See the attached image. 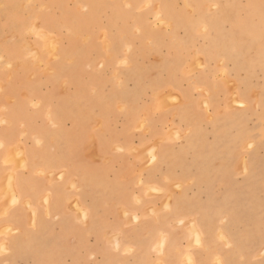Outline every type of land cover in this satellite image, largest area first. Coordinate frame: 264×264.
Instances as JSON below:
<instances>
[{
	"label": "rangeland",
	"instance_id": "1",
	"mask_svg": "<svg viewBox=\"0 0 264 264\" xmlns=\"http://www.w3.org/2000/svg\"><path fill=\"white\" fill-rule=\"evenodd\" d=\"M31 46L41 60H33ZM0 54V125L16 123L17 116L31 119L17 107L10 111L20 101L36 124L31 131L20 120L18 144L6 146L0 136L1 163L10 170L5 189L0 186V206L6 203L0 218L22 205L30 214L25 227L0 229L6 249L0 262L53 264V246L59 245L53 229H60L53 200L77 213L86 190L93 201L104 192H128L140 202L138 189L145 186L148 196L166 197L163 209L179 194L173 210L184 200L194 212L185 223L195 219L194 233L211 234L216 260L264 264L261 0H0ZM57 108L66 126L53 117ZM60 132L67 142L57 139ZM28 136L51 155L50 165L29 157L27 166ZM62 144L67 159L57 152ZM23 169L36 177L32 197H21L8 180ZM81 169L88 187L77 180ZM68 171L74 175L69 183ZM152 172L157 185L147 184ZM41 215L47 221H37ZM23 230L35 232L17 253L13 236ZM106 234L118 241V234ZM89 235L96 246L95 230Z\"/></svg>",
	"mask_w": 264,
	"mask_h": 264
},
{
	"label": "crops",
	"instance_id": "2",
	"mask_svg": "<svg viewBox=\"0 0 264 264\" xmlns=\"http://www.w3.org/2000/svg\"><path fill=\"white\" fill-rule=\"evenodd\" d=\"M17 103L16 106L21 109L22 115H30L31 119L18 118L16 123L10 122L8 124L0 125V136H4V140L7 141L6 146L15 145L21 143L22 126L20 120H26V124L29 126V130L35 131L36 124L32 120L34 115L24 112L25 105L23 103ZM10 107V106H9ZM22 109H24L22 111ZM3 114V113H2ZM4 115V114H3ZM58 123L62 126H66V120H58ZM33 134V133H31ZM32 136V135H29ZM27 137L24 143V153L26 156V164L29 165V157L32 160L41 158L43 147L38 145L37 142L33 141L31 137ZM60 132L57 135V139L62 140L61 143L67 142ZM6 137H9L6 139ZM10 140V141H9ZM3 146V145H2ZM5 147L0 148V186L5 189V183L7 182V176L10 170L6 171V166L1 163V158L5 154ZM57 149L54 151L55 154ZM60 156H64L67 159V147L62 144L60 149ZM66 163L67 160H66ZM55 163H53L54 165ZM61 166L62 164H57ZM33 167L32 169H35ZM57 166V167H58ZM83 169L78 170L77 180L85 187H88L90 183H83L81 181V175ZM82 172V173H81ZM17 177L21 180L18 181L15 186L17 189L20 185L23 189L19 190L21 197L26 198L33 196L32 185L36 180L33 173L27 170H17L14 172ZM149 177L150 171L147 173ZM153 177L147 184H156V178L152 172ZM156 174V173H155ZM73 172L68 171L67 182L69 183L73 179ZM146 178V181H147ZM16 182V180H15ZM157 185V184H156ZM164 187L168 190H172V186L166 183ZM109 188H113L112 185ZM119 189V187H118ZM86 190V189H84ZM125 190V188H124ZM139 195L142 200L140 202L135 201L133 193L126 195H118L117 193H101L100 197L93 201L86 197L87 190L82 193V197L79 200V206L83 211H77V213H70L69 205H59L57 200H53V223L59 221V230L53 229V238H58L57 242L59 245L53 246V264H188V258L190 249L197 253L195 259L201 261L202 264H215L217 253L210 245L209 238L210 233H201V244L202 247L195 248L193 240L196 239L194 231L190 228L188 223L180 225L179 219L185 218L188 220L191 218L194 212L190 211L183 200V206L179 208V212L176 210L172 212H165L161 205L166 200V197L158 195L154 198L150 197L146 193V187L141 186L139 189ZM123 193V192H122ZM179 196L177 194L171 200V209L174 208L175 198ZM5 202V201H4ZM4 204L0 206V211L4 210ZM157 206L159 211L156 214L150 212L151 206ZM61 206V207H60ZM66 207V213H58ZM22 208V209H21ZM126 210L129 214L124 215L123 211ZM61 217H58V216ZM12 217V218H10ZM40 223L47 221L43 215L37 219ZM30 222V214L27 208L22 205L15 208L8 207L5 216L0 218V229L4 225L13 224L19 226H26V223ZM85 222H88L87 224ZM91 223V224H90ZM95 230V236L97 242L96 246L90 243L89 231ZM110 231L112 234H118V241H109L107 232ZM35 231L23 230L22 235L13 236L18 238V245L15 246L17 253L21 251L24 246L26 239L31 238V233ZM41 231H36L37 236ZM161 233L167 234V240L163 241V248L158 247L162 242ZM12 238V237H11ZM106 238V239H105ZM165 242V243H164ZM118 243V244H117ZM118 246V247H117ZM131 248V249H130ZM96 253V257L91 255ZM187 260V261H185ZM0 264L5 263L1 260Z\"/></svg>",
	"mask_w": 264,
	"mask_h": 264
},
{
	"label": "snow or ice",
	"instance_id": "3",
	"mask_svg": "<svg viewBox=\"0 0 264 264\" xmlns=\"http://www.w3.org/2000/svg\"><path fill=\"white\" fill-rule=\"evenodd\" d=\"M261 4H262V6H264V0H261ZM4 7H8V5H4ZM127 7L130 8L131 5H128ZM158 19H159V17H158ZM162 23H163V21H161V24H162ZM30 30H35V26H33V28L30 29ZM121 63L124 64V65H127V64H128V59L125 58L124 60L121 61ZM242 106H243V105H241V107H242ZM144 122H145V121H144L142 118H140V119L138 120V123H144ZM147 123H148V126H149V127H154L156 122H155V121H148ZM250 147H251V146H250ZM61 178H63V177H61ZM151 190H152V191H159L158 188H152ZM164 211H165V212H172L173 209H171L169 206L166 205ZM176 211L179 212L180 210H179V209H176ZM186 218H187V217H185V218H180V219H179V223H180V225H184V223H185V219H186ZM221 223H224V221L222 220ZM33 227H35V225H33ZM190 228L193 229V230L197 229V221H196L195 219H192V222H191ZM161 237H162V243L159 244L158 247H160V248L162 249V248H163V241H166L168 237H167V234H165V233H161ZM219 239H220V240H225V236H224V234H223L222 232L219 234ZM117 247H118V246H117ZM200 247H202V244H201V238H200L199 235H197V236H196V244H195V248H200ZM228 247H231V244H229ZM4 251H6V249H4L3 246H0V253H3ZM196 254H197V253H194V252L190 249V254H189V258H188V264H202L201 261H198V260H196V259L194 258ZM215 264H228V262H227V261H222V260L219 259V257H217V260H216Z\"/></svg>",
	"mask_w": 264,
	"mask_h": 264
},
{
	"label": "bare ground",
	"instance_id": "4",
	"mask_svg": "<svg viewBox=\"0 0 264 264\" xmlns=\"http://www.w3.org/2000/svg\"><path fill=\"white\" fill-rule=\"evenodd\" d=\"M161 12V11H160ZM159 12V13H160ZM34 25V24H33ZM33 25H31L30 27H29V29H32V27H33ZM30 31H33V30H30ZM18 32V31H17ZM17 32H16V34H17ZM19 33V32H18ZM21 33V32H20ZM19 33V34H20ZM21 42H23L22 40H21ZM24 43L27 45L28 43L27 42H25L24 41ZM51 43H52V45H53V41H51ZM30 44V43H29ZM28 44V45H29ZM32 45V44H31ZM30 47V46H29ZM32 48L31 49H33V50H31V51H35V53L37 52V54H35V53H33L32 52V57H33V54H35V57H34V61H39V60H41L42 59V56H41V52L39 51V49L37 50V48H35V47H33V46H31ZM35 49V50H34ZM30 51V52H31ZM10 54H12V50L9 52ZM1 55V54H0ZM3 59H5L4 57H3ZM12 59V58H11ZM9 61V60H8ZM7 61V62H8ZM14 61H16V60H14ZM11 62V61H10ZM6 63V62H5ZM15 63V62H14ZM21 63H25V65L24 66H22L23 68H26V66H27V64H26V62H24L23 60H21ZM12 65H13V62L11 63ZM17 65H18V62H17ZM16 64H15V66H17ZM18 67V66H17ZM60 110H58V108H57V110H54L53 111V117L54 118H56L57 120H63L62 119V117L63 116H61L58 112H59ZM1 144H3L4 145V142L3 143H1ZM0 144V145H1ZM42 152H44V151H42ZM156 157V156H155ZM41 159L42 160H40L43 164H47V165H50L51 163H52V160H51V155H48V154H46V153H42V155H41ZM27 167V166H26ZM15 173H13V175H10L9 176V178L10 177H13V178H10V179H8L9 181H11L12 180V182H11V184H10V186L12 187V189L13 190H15V189H17L16 187L18 186V184H17V186H15V184L18 182V181H20L21 179L19 178V177H17V176H15L14 175ZM15 180H16V182H15ZM8 183V182H7ZM10 183V182H9ZM6 184V183H5ZM9 186V185H8ZM7 186V187H8ZM6 187V186H5ZM19 190H20V192H21V190L23 189V186L22 185H20L19 186V188H18ZM16 190L17 191V193L21 196V193L23 192H19V190ZM12 195H14V199H15V201H17L16 199H17V197L15 196V193L14 194H12ZM47 202V201H46ZM35 209V208H34ZM6 210V209H5ZM7 211V210H6ZM35 212V211H34ZM35 216V215H34ZM35 219V218H34ZM34 221V220H33ZM198 230V229H197ZM199 232V231H198ZM197 232V233H198ZM197 233H195V235L197 234ZM200 234V232L198 233V235ZM118 236V235H117ZM200 236V235H199ZM162 242V241H161ZM165 243V242H164ZM118 244V243H117ZM131 249V248H130ZM185 261H187V260H185Z\"/></svg>",
	"mask_w": 264,
	"mask_h": 264
}]
</instances>
